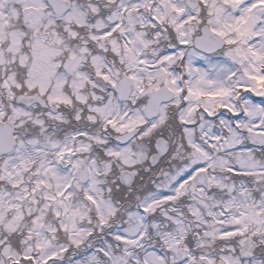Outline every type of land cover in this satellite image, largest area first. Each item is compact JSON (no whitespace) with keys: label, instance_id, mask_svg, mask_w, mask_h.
I'll list each match as a JSON object with an SVG mask.
<instances>
[{"label":"rangeland","instance_id":"374dc122","mask_svg":"<svg viewBox=\"0 0 264 264\" xmlns=\"http://www.w3.org/2000/svg\"><path fill=\"white\" fill-rule=\"evenodd\" d=\"M15 2L21 3L27 11L26 20L28 25L33 27L31 33L37 37L33 43L26 42L34 50L36 56L34 64V57L30 59L24 52L22 54L25 56L20 54L24 35L16 30L10 31L9 34L5 31L12 19L19 15ZM201 2L209 3L207 14L209 26L221 33L230 45V49L226 50L230 52V60L220 59L217 63H212V72L205 73L200 61L193 55V51H187V63L190 70L188 85L190 90L187 97L189 105L179 113L188 122L192 121L200 105L204 106L211 115L218 114V117L214 118L218 122L217 130L213 129V123L208 121L207 124L199 127V132L202 138L207 136L206 141L219 154L217 157L213 156L210 150L193 140V130L187 129V141L193 147L192 155L187 154V158H190L195 165L189 167L190 165H183L182 162L180 168L177 169L180 170L177 173L181 175L179 173V175L170 174L162 180V176H159L158 180L152 178L156 180V191L143 197L138 191V193L132 192L133 196H137V200H141L142 210L160 214L162 217L166 216L173 221V224L156 219L151 222L152 234L147 232L146 215L138 210V207L130 210L127 206L124 208L127 212L118 213V206L114 204L112 197L115 191L113 189L104 190L101 185L103 178L107 182V178L112 176L109 173L112 162H104L100 166L98 156L94 153L90 161V178L84 184L80 181L79 167L83 158L76 157L75 154H87L91 148L95 149L94 151L100 150L101 145L107 143L106 140L111 137L107 124H110L116 133H123L143 124L145 122L144 109H138V113L130 115L125 109L122 110L119 107L118 101L112 99V96L103 99L101 95L93 96V92L79 93L74 97V103L77 104L75 106H90L94 111L100 109L96 114L102 111V120H98L96 115H90V122L96 125L101 123L97 125V128L99 125L104 127L107 137L106 139L105 136L100 135V132L96 135L88 132L81 135L82 138L87 137L84 140L78 135L70 134L56 139V136H59L58 132L47 128L44 118L45 116L50 119L54 118L52 121L57 123V120L62 118L60 115L53 117L50 114L40 113L41 116L37 114L32 118L27 107H12L14 118L21 119V123L29 121L38 127L40 125L41 129L38 137L32 139L34 135H31L29 139H22L20 143L17 141L14 154L7 156L0 166V182L2 183L0 186V264H8V262L14 264L15 261L16 264L23 263L17 261L21 255L20 248H23L22 243L15 248L7 242L8 236L15 230L26 231L27 247L22 255L27 260H33L28 264H51L49 260L64 258L66 255L70 257L84 250L86 245L90 247L93 243H88V234L93 231L91 224L104 232L111 223H116V219H119L116 228L107 230L108 241L104 238L102 243L96 247V252L84 253L77 260L67 264H197L198 256L195 254L197 245L195 251L189 247V258L184 263L179 262L177 253L180 248L188 249L185 239L191 221L187 220L184 211L177 209L174 205L178 203V198L189 190L193 201L187 204L191 205L188 207V212L193 217V222L197 224L196 227L205 229L208 227L209 229V226L219 225L218 234L222 236L226 232L221 227L222 224L233 225L238 230L236 232L243 233L247 225L254 221L260 224V220H264V159L260 160L258 157L263 155L261 143L264 142V101L253 102L248 95H243L241 97L244 107L243 114H240L237 120L232 116V111L235 114L241 111V106L236 103V93L239 88L251 86L258 97L264 94V74L260 69L262 58H264V0H201ZM223 4H230V11L229 8H224ZM144 6L145 9H150L149 12L155 19L163 23L167 22L168 25L174 27L176 31L174 34L178 36L180 43L191 41V35L193 31L196 33L197 26L190 24L188 26L192 29H189L186 22L194 19L198 12L191 11L185 0H155V2L144 0L138 7ZM132 7L136 8L135 4H132ZM141 9L140 20L134 24L130 8L122 7L123 23L120 15H117L115 21L118 26L114 30L121 29L116 37L109 38L110 47L119 57L120 63L124 65L122 71L128 70L133 77L134 95L149 86L156 87L164 83L177 96L181 87L177 82L176 74L168 69L167 64L178 59L183 49L172 50L170 57L148 58L147 49L151 48L152 43L156 42L160 35L155 32L147 35L144 27L154 31V22L144 14V8ZM79 15L80 9L74 1L63 20L67 19L69 23L77 24L76 27H79L78 25L83 23ZM54 24L53 14L47 12L43 0H0V55L3 57L0 58L2 66L0 72L6 75L5 70L7 69H3L6 63L12 66L15 61H18L20 65H30L24 79L19 78L20 82L16 81L15 72L12 71L11 75L5 78L4 87L8 98L14 94L13 88L16 84L17 88L25 87L27 94L24 96L26 97H32L33 89L38 88L37 92L40 95L45 94L48 103L54 106L60 103H62L60 105H65L64 103L72 101V97L65 95L67 92L64 93L63 86L67 83L64 82V76L68 74V66L60 62L56 65L53 59L58 53L62 54L64 50L59 52L47 46L44 35H42L44 29ZM84 25L87 23L85 22ZM58 27H61V23ZM90 29L91 38L98 42L105 41L104 34L100 33L99 24L91 26ZM112 32L113 30L108 34L111 35ZM75 34H81L79 29L74 30L73 35ZM52 38L58 40L56 36ZM8 40L10 45L3 51L1 45ZM99 48H103L102 43ZM77 49L85 53L88 47L86 45L82 48L75 46L74 51H71L73 61L75 60L73 62L74 71H72L75 77L72 82L74 89L81 88L82 84L88 81V74L84 70L81 72V66L84 65L85 60H88L87 56L82 55L78 59L75 54ZM5 54H10V59H7ZM93 55L96 56L91 58V61L98 73L114 83L117 80L118 71L109 70L97 54L93 53ZM101 67L105 68V73H101ZM53 80L57 86L51 82ZM29 91H33L32 94ZM92 98H94V103L88 101ZM176 101L177 99L174 103ZM218 105L220 109L217 108ZM4 114H6L5 107L0 103V118ZM164 119L162 109L160 117L146 128V132L139 140L141 147L139 151L135 152L132 144L123 147L111 146L106 150L107 157L115 159L124 168L135 162H145L150 147L148 146V150L141 146L142 143H146L142 141L152 134L151 129L159 128ZM235 125L240 126L238 129L241 131L247 132L252 143L247 148L243 147L245 141L243 133H238ZM58 130L61 131V129ZM217 140L220 141V148L216 144ZM231 159L234 163H230ZM177 166L178 164L176 168ZM206 167H213L216 170V174L209 178V182L215 187L225 189L227 198L208 196L206 190L191 183L194 174ZM232 167L239 168L238 170L232 169L233 171L245 173L247 176L249 173H255L261 178L262 184L252 190L244 179L236 181L221 176L224 168L231 169ZM102 170L106 171V176L104 173L101 175ZM161 181L162 185H159ZM81 192L84 194L83 197L79 195ZM105 192L112 195L109 196ZM197 197H200L199 201H195ZM23 202H25L24 205ZM24 215L26 220L21 230L20 225ZM123 216L127 217L124 218L123 224L124 226L128 224V226L118 228ZM28 218H31V221L27 222ZM168 224L170 227H167ZM154 235L161 239L162 245L168 252V259L155 251ZM226 261L230 262V258ZM52 264L63 263L58 261Z\"/></svg>","mask_w":264,"mask_h":264},{"label":"flooded vegetation","instance_id":"af4514ba","mask_svg":"<svg viewBox=\"0 0 264 264\" xmlns=\"http://www.w3.org/2000/svg\"><path fill=\"white\" fill-rule=\"evenodd\" d=\"M142 1H144V0H135L133 2L135 4L136 8H133L132 5L129 6L128 4H126V2L124 0H114L115 3H109V4L108 3H106V4L104 3V9L102 11H93V13L97 16V19L94 20L93 18H91V24L90 25L94 24V26H95V25L99 24V30L101 31L100 33L107 35L108 33H110L117 26V22L115 21V19H116L117 15H121L122 14V7H129L131 12L136 11L137 12V16L139 18V16L142 15V13H141L142 9L141 8H144V10H145V6L141 7V8L138 7V6H140ZM197 1L199 3H198L196 12H198L197 13L198 15L199 14L202 15L203 14V10H205L204 4L201 2V0H197ZM206 5L208 6L207 9H206L207 14H208L209 3H207ZM90 13L92 14V12H90ZM197 14H196V18L199 17ZM63 17H64V15L61 16V17H57V16L53 17L55 25H57V23H58L57 21L59 19L61 20V29L63 31L61 37H60V34L58 36H56V37L58 38L57 42H60V45H61L59 50L62 51V50H65V49L67 50L68 49V50H70V53H68V51H67L68 54L65 57H55L54 56L55 58L53 57V59L55 60L56 63L60 62V63H66L67 64V66H68V74H66L64 76V78H65L64 82H67V83L63 84L64 93L66 91L67 93H65V95L68 96V97H72L73 99H72V101H70V103H64L65 105H60V104H62V103H60L59 105L57 104L55 106V108L54 107L51 108V112L54 113V115L56 117H58L60 115L59 114V109H62V110L67 109L68 111H72L73 112V109L75 108V105H74V99L75 98L74 97H76L79 93L87 94L89 92H93V96L101 95L103 99H108V97L112 96V99L116 100L118 95H117L116 90L114 89V87L119 83V81L121 80L122 76L123 75H128V76H130L133 79V77L131 76V73L128 70L127 71H123V73H122V70H123L124 66L121 65L120 61L115 57V55H117V54L113 52V48H109V45H108L109 41L98 42V40L92 38L91 42L86 43L87 47L90 48V49L95 48V50H99V53H100L99 55L100 56H101L102 52H107L109 54V56L111 57L110 61L112 62V65H111L112 71H115V69H116V71H118L117 80H115L114 83H112L111 81L106 80L102 76V74L98 73L97 68L94 67V65H93V63L91 61V58L96 56V55H93L90 59L85 60L84 61V65L81 66V72H84V71H87V70H91V71H93V74H88V81H85L82 84L81 88H79V89L72 88V84H73L72 82H73V80L75 78L74 74L72 73V71H74V67H73L74 63L73 62H75V60L73 61V56H71V51H73L72 49H73V46H74V44H73V39H74L73 26H72L71 22L69 23L67 21V19L66 20H62ZM78 17L82 18L83 23H81V25H84L85 22L88 23L86 14L82 13ZM25 22H27V21L25 20ZM196 22L198 23V27L200 28V30H201V28H203V26H207V25H205V23H207L209 25L208 18L205 19L204 21L202 20V18H200V19H197ZM90 28H91V26H90ZM90 28H89V31H91ZM70 29H71V31H70ZM83 30H86V28H84ZM197 33H198L197 31H196V33H194V31H193V34L191 36L193 38L196 37V36H200V35H197ZM92 34L94 35V32H92ZM112 38H113L112 35H110V39H112ZM53 43L54 42H52V44ZM101 43L103 44V48H99V45ZM189 45L191 47H193V42L184 44L185 51H187V50H188V52H190V51L192 52L193 51V53H194L193 55L197 58V60L200 61L201 65H202V68H203V71L205 73H211L212 72L213 64L218 62L219 54H221L223 56H226L228 58L230 57V52L226 51L227 49H230V47H227V46L221 52H219V54H215L214 56L213 55L211 56V55L203 54V53L195 50L194 48L192 49L191 47H189ZM152 46L153 47L157 46V49L161 50V53H160V55H155L154 56L153 53H152V50L151 49H147L148 51L150 50V52H151L150 55L147 56V57H151V58H162V57H165V56L170 57L169 54L166 55V53L169 52V51L166 52L167 47L169 48V44L168 43H165V42H163L161 40H158L157 42H153ZM100 56L98 58L101 59L103 64H104V61L108 62V59L106 57L103 58L104 59V61H103ZM78 59H80V57ZM185 59L188 60L187 57ZM169 65H170V63L167 64L168 69H170ZM187 67H188V64H187ZM100 71H101V73H105V68L101 67ZM57 75H59V74H57ZM51 82L54 83V86H57V85H55L56 82H54V80L51 81ZM133 82H134V88H135L134 79H133ZM48 90H50V88ZM152 91H154V88L151 89V90L147 89V90L139 91V93L137 95H134V91H133V93L131 94V96L129 97V100L127 102L118 103V105H119V107L122 110L125 109L127 113H130V115L138 113L137 110L139 109V105H140L141 109L142 110L144 109V112L146 113L147 103H148V100H149V97H150V94H151ZM93 99H92V101L94 102ZM90 100L91 99H89L88 101H90ZM101 102H104V101L101 100ZM35 104H38V105H40L42 107L43 106V101L41 99H39V98H36L35 99ZM166 107H168V106H164L163 110H165ZM202 108H203V106L200 105L199 109L201 110ZM198 110H197V112H195L191 122H188L187 119L184 121L186 125L189 126L191 124L193 126L198 125V127H201L202 125L207 124L209 119L212 118V116L209 114L208 111H206V109L202 110L204 112L203 114H201L200 110L199 111ZM80 113H81V111L78 113L77 118L80 117ZM172 113H173L172 111H169L167 113V115L165 117L166 122H165L164 125H168L169 119H170V115ZM91 123L96 125V123H93V122H91ZM145 123H146V125L144 127L147 128V127L151 126L152 121L151 122L146 121ZM147 123H149V124H147ZM56 127L59 128V126L57 124H56ZM212 128H213V126H212ZM130 130H132V129H129L128 131H125L123 133H116L112 129V135L116 136L117 139L119 140V138H121L124 134L125 135L128 134V132ZM70 132L78 133V136H80V138H82V136H81L82 134L88 133V131L85 130V129L84 130H75L73 128L70 129ZM99 132H100V135L105 136V138L107 139L106 133H105L104 130H100ZM151 132H152V134L150 136H151V138H153L155 134H154V131L152 129H151ZM96 133H94L92 135H96ZM71 135H74V134L72 133ZM62 136H64L63 132L59 133V136H57V138L58 137L61 138ZM159 137L164 138V139H166V140H168L170 142V150H169L168 154L164 158H162L160 160L159 164L155 168H152L147 173H145L146 175L150 176V178H149L150 183H155V181L159 179V176H162V178H163V174L168 172V170H170V168H175L176 167L175 159L178 158V154L181 151V148H183L185 150V147H186L180 141V139L174 140L170 136L168 137V136L164 135V132L162 134H160ZM82 139L85 140L86 138L83 137ZM193 140L199 142V138H196V139L193 138ZM106 141H107V143L101 145L102 146L101 147V151L98 154H96L94 152L95 149H93V148H91V150L87 154H80V153H76L75 154L76 157H82L83 158L82 162H81V165L79 167L80 181L82 182L81 166H82V163L85 160H88V162H87L88 174H89L88 178H90V161H91L92 157H94L93 156L94 154H96L98 156L97 160H99L98 162L100 163L99 164L100 166H102L104 162L105 163H109L111 161L112 165H111V170H110L109 173L112 175V177L113 176H117L118 184H120V176H121V174L124 171L130 172L132 174V176L134 177V182H133L131 187L122 186L123 188L127 189L129 192H126V194H123V196L120 195L119 196L120 200H118L117 197H114L113 202L116 205H122L123 204V205L133 206L134 203L136 204L137 202L140 201V200H137V196L136 195H134V196L132 195V192L134 191V193H138L137 190H134L133 188H134V186L136 184L137 177L139 176L138 171H139V168L141 166V162L140 163H138V162L136 163L135 162L131 166H127V168L122 167V165L119 164L118 161H116L115 159H109L107 157L106 150H107V148H109L111 146L112 147H114V146L115 147H117V146L123 147V146L119 145L118 143L110 142L109 140H106ZM217 143H219V141H217ZM130 144H132V148H133V142H130L128 145H130ZM202 145L203 146L205 145L204 141H202ZM94 147H95V145H94ZM146 148H148V150H149L148 146ZM153 149H154V144H153ZM189 150H192L191 152L193 153V148H189L188 151ZM148 152H149L148 154L151 155V154L155 153V150H153L151 153H150V151H148ZM135 154L136 153H134V155ZM187 159H190V158H187ZM190 161H191V159H190ZM148 162H149V157H148ZM148 166H149V164H148ZM146 167H147V165L144 167V169ZM117 168H118V170H117ZM205 170L208 172V179L211 176L216 174V170L213 167H206ZM184 172H185V170L183 171V173ZM102 173H104L106 175V171L105 170L101 171V175H102ZM116 174H118V175H116ZM196 174H197V172L195 173V175ZM101 175H100V178H101ZM152 178H154L156 180L154 181ZM197 187H200L201 189L206 190V194L207 195H209L210 193H213V190H216V187L213 186V185H210L209 188H202L201 186H197ZM130 196L133 197L131 199V201L129 199ZM122 199H126V201L124 202V200H122ZM24 204H25V202H23V205ZM88 205H90V204H88ZM174 206H176L177 209L181 210V207H179L178 205H174ZM151 213L153 215V212H151ZM52 216H53V212L51 213V217ZM24 218H25V215L23 216V218L21 220L20 229L25 224V220L26 219H24ZM164 218H167V217L164 216ZM55 219H56V217H55ZM209 220H211V219H209ZM169 222L171 224H173L172 220H170ZM225 225L227 226L226 229H225V227H223V224L221 225V227L227 233L225 232L224 234H222V236H219V234H218L217 227L219 225L209 226V228L212 227V229H207L208 227L206 229L204 227H202V228L201 227H197L200 230L199 233H198V237L199 238L197 240V251H196L197 254H198V259L199 258L201 259V258L205 257L212 264H218L221 261V259L219 257L221 255H223V259L224 260H227L228 258H230V262L226 261L225 262L226 264H264V220H260V224H259V222L254 221V222H252V224L247 225V228H246V230L243 233L236 232L238 230H236V227L233 226V225H230V224L229 225L225 224ZM196 226H197V224H196ZM215 228H216V232L217 233L210 234L212 236L210 241L206 240V238L209 236V234H208L209 232H207V231L209 230V231L213 232V231H215ZM23 230H25V229H23ZM169 230H171V229H169ZM204 231H206V232H204ZM219 238H221V240ZM26 239H27L26 231H20V244L22 243V245H23V248H20V254L21 255H22L23 252H25V247H27ZM248 239L252 240L254 243H250L249 244L250 247L252 248L251 251H250V255L247 256L246 258H242L241 257V252L244 250V248L246 246V241ZM186 247L188 248V250H190L189 246H186ZM183 248H185V247H183ZM180 249H182V248H180ZM180 249H178V251Z\"/></svg>","mask_w":264,"mask_h":264},{"label":"trees","instance_id":"16d2710c","mask_svg":"<svg viewBox=\"0 0 264 264\" xmlns=\"http://www.w3.org/2000/svg\"><path fill=\"white\" fill-rule=\"evenodd\" d=\"M43 1L45 2V0H43ZM74 1L77 3L78 7L81 10H85V9L94 10V8H96L95 6L97 5V0H74ZM14 4L16 5V7L18 8L19 12H21V15H22V13H23L22 4L18 3V2H15ZM97 6H98L97 8H100L99 5H97ZM225 8H229V10H230V8H231L230 4L225 5ZM48 9L50 10L49 7H48ZM22 20H23L22 18L13 19L11 21L12 25L7 27L5 31H6L7 34H9L10 31L16 30V31H20L21 35L22 34L24 35V37L22 39V46H20V48L22 49L20 54L21 55L26 54L27 56L30 57V59H33V57H34V60H33L34 61L33 64H34L35 63V57H36L35 53H34V50L31 49L30 48L31 46L27 45L26 42L29 41V42L33 43L34 40L37 37H36V35L34 33H31L33 31V27H29L27 25L24 26V23H23ZM49 27L50 26H48L47 28H49ZM75 30L78 31V27L75 26ZM45 31L46 30L44 29V31L42 32V35H44V39L45 40L47 38V41H49L50 38L53 37V34L51 36V33H49L48 31H46V32ZM84 33L86 35L88 34V32H82V34H84ZM45 35H46V38H45ZM9 45H10L9 40L5 41L1 45V49L4 51L5 48L8 47ZM23 52H24V54H22ZM5 56H6L7 59H10L11 55L10 54H8V55L5 54ZM0 58H3V57L0 55ZM263 64H264V61H263ZM29 67H30L29 64L24 66V65H20V62L15 61L12 64V66L9 63H6L5 66H3V69H7V70H5L6 75H3L2 72H0V103L2 104V106L5 107V113H6V114L3 115V117L0 118V123L3 122V121H11L12 123H14V125L16 126V138H17V141L19 143H20V141L22 139H24V140L29 139L31 137V135H34L32 137V139L38 137L41 127H40V125H39V127H38V125L37 126L33 125L29 121L21 123V119H17V118L13 117L14 108L15 107H21V105H19L17 103V101H16V96L19 95V94H27V93H25L26 89H25V87L17 88L16 84H15V87L13 88L14 89V94L12 95L11 98H8V95L6 93V88L4 87V82H5V78H7V77H9L11 75V71L15 72V74H14L15 75V79H16V81L20 82L19 78L22 77L21 79L22 80L24 79L26 70H28ZM0 68L2 69L1 65H0ZM261 68L264 71V66L262 64H261ZM32 92L33 91H29V93H31V94H32ZM33 94H34V92H33ZM74 105H77V104L74 103ZM81 105H83V104H81ZM12 107H14V108H12ZM50 107H52V106H50V104H48L46 108H43V107L39 106L37 109H35V108L33 109V107H30L28 109V111L31 112V116H32V118H34L37 114H39V116H41L40 113H48V112H50L49 111ZM80 111H81V113H80V117L78 119L77 115H78V113ZM98 111L99 110L94 111V110L91 109L90 106H85V105H83L82 107L75 106V108L73 109V112L72 111H68L67 109H65V110L59 109V113L63 114V119L61 120V122L56 123V124L63 129L62 132H64V133L69 132L71 128H73L75 130H84V129L85 130H94V131L95 130H101V129H99V128L102 127L101 125H99L98 128H97V125L101 124V123H98L97 125L93 126V125L90 124V122L88 120L90 115H96L98 120H102V116H101L102 111L99 112L100 114H96ZM173 118L169 119L168 125H164V123H165V121H164L162 123V125L159 126V128L155 127L154 128L155 132L156 133L160 132L159 134H162L164 132V135H166L168 137L170 136L174 140L180 139V141L182 143L186 142L187 133H186L185 126L182 125V121L179 118V109H175ZM44 122L47 125V128H49L50 130L52 129L50 126H53V128L56 127V124H54V122L52 121V119H50V117L45 116ZM241 132L243 133V136H244V139H245L244 146H246V147L250 146L252 143H251L250 138L248 137L247 132H243V131H241ZM159 136L160 135L156 134L154 139H152L151 142L148 144V146L150 147V153L153 151V143H154L155 139L157 137H159ZM142 142H144V141H142ZM137 144L139 146L138 149H141L140 144H139V140H137ZM142 144H141V146H144V144L143 145ZM261 146H262L261 153H263V155L262 156H258V157H259L260 160H263L264 159V143H261ZM97 151L100 152L101 150L97 149ZM149 155L150 154H147L145 162L141 163V166H140L139 171H138L139 176L137 177L136 184H135V186L133 188L134 190H137L138 192H140L141 197H143V196L147 195L148 193L156 190V188H155L156 183H150V180H149L150 176L146 175L145 172H144V167L146 165H148V157H149ZM189 155H191V154H189ZM178 156L179 157L177 159H175L176 165L178 164L177 168L176 167L175 168H171V171L168 170L169 172H166L165 174H163V178L162 179H164L165 177H167L170 174H174V175L178 174L179 172L177 173V171H180V170H177V169L180 168L182 162L185 165H193V166L195 165V164H192V160L190 161V159H186L187 158V154L184 151H182L180 153V155H178ZM5 158H6V156L5 157H0V166H1L2 161ZM229 159H230V156H229ZM230 163H234V161L231 159ZM236 169H238V168H236ZM222 171H225V169H223ZM226 172H228L229 176L231 175L230 178H232L234 180H242V179H244L250 185V189H252V190H254L255 186L257 187L258 185L262 184L261 178L257 177V175L255 173H249V175L247 176L246 174H239L237 172H231L230 171V173H229V171H227V170H226ZM116 175H118V174H116ZM114 180L116 182H114ZM107 183H110V184L113 183V185L115 183V185H116L115 187H117L118 191L121 193V194H117L119 196L120 195L123 196V194H126V192H129L127 189L123 188L120 184H118L117 176H113V177L108 178L107 179ZM1 185H2V183L0 182V186ZM159 185H162V181L160 182ZM190 195H191V192L189 190L185 195H183V196L178 198V200H177L178 203H176V205L177 204H182V205H178V206L181 207V210L185 212V214H186L185 216H187V220L191 221V223L189 222L190 223V228L188 230V234H187V237H186L185 241H186V245L189 246L191 249H193L195 251V246L197 245V240L199 238L198 237V233H199L200 230L196 227V223L193 222V217L188 212V209H189L188 207H190L191 205H187V204H189V203H191L193 201V198ZM212 197L213 198H215V197L216 198H220V197L227 198L226 191L224 189H221V188H216V191H215V193L212 194ZM132 198H133L132 196L129 197L130 201H131ZM198 198H200V197H197L195 201H199ZM122 200H124V202L126 201V199H122ZM138 203L139 202H137L136 204L134 203L133 207H131V209L135 208ZM126 207H127V205H123L122 204V206L120 208L122 214L125 213V211H124L125 209L124 208H126ZM212 207H215V206H212ZM153 217H154V219L163 218L162 215L156 214V213H155V215H153ZM124 218H127V217L123 216V218L120 221L121 224H123ZM154 219H152L151 221H154ZM28 221H31V218H28L27 222ZM162 221H164V220H162ZM127 226H128V224L126 225V227ZM92 227H95V226H93V224H92ZM167 227H170V225L168 224ZM223 227H225V229H226L227 226L225 224H223ZM209 229H212V227L209 228ZM107 232L108 231H106V234H107ZM207 232H209L208 233L209 236L206 238V240H208V241H210V239L212 238V236L210 234L217 233L216 232V228H215V231H213V232L209 231V230ZM219 239L221 240V238H219ZM98 241L99 240L97 238H93L92 236H90L88 238V243H90V242L99 243ZM154 241L155 242H154L153 246L156 249V251L161 253V254L164 253V256L166 257V259H168L169 257L166 256V254H165V252L167 250L162 245L161 239L156 235L154 237ZM7 242L12 244L15 248H18L19 245H20V232H18V231L17 232H12L8 236ZM93 243H91L90 247L92 246ZM221 256H223V255H221Z\"/></svg>","mask_w":264,"mask_h":264},{"label":"water","instance_id":"95a60500","mask_svg":"<svg viewBox=\"0 0 264 264\" xmlns=\"http://www.w3.org/2000/svg\"><path fill=\"white\" fill-rule=\"evenodd\" d=\"M49 5L53 8L54 12L57 15L64 14L68 8H69V2L65 0H47ZM131 1V0H130ZM189 7L191 9H195L198 6V2L195 0H188ZM202 35L200 37H197L194 41L195 47L207 54H213L219 50H221L224 46V40L223 38L211 31L208 27H204L201 31ZM133 89V81L131 78L124 76L123 79L119 82V84L116 87V92L118 93L120 99L122 101H127L131 95ZM173 93L167 88H161L156 91H153L146 110V116L148 119H153L159 116L160 114V107L163 103L170 102L173 100ZM18 101L20 103H31L33 99L27 98L24 96L18 97ZM15 132V126L10 122H4L0 125V156L3 155H11L14 153L16 148V139L14 136ZM138 134V131H132L129 134L123 136L120 139V142L125 144L130 139L134 138ZM169 143L165 139L161 138L156 141L155 149L156 154H154L150 158V165L151 167H156L160 160L166 156L168 153V147ZM87 161L85 160L82 169H81V176L83 182H86L88 178V168H87ZM149 171V168H147L146 172ZM120 181L122 185L125 187H131L134 182V177L132 174L128 171H124L121 174ZM194 182L197 185L201 186H208V179L207 174L205 172H200L197 174V176L194 179ZM250 243H252L251 240H248L246 242V246L244 250L242 251V257H247L250 255L251 247ZM180 260L184 261L188 258V252L186 250H180L179 251ZM200 263L204 264H210V262L207 259L200 260ZM224 264V263H219Z\"/></svg>","mask_w":264,"mask_h":264}]
</instances>
